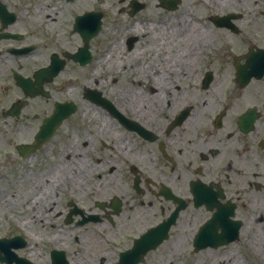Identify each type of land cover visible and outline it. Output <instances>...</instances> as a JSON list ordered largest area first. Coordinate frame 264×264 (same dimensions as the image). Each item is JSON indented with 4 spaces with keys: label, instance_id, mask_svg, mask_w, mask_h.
Masks as SVG:
<instances>
[{
    "label": "flooded vegetation",
    "instance_id": "1",
    "mask_svg": "<svg viewBox=\"0 0 264 264\" xmlns=\"http://www.w3.org/2000/svg\"><path fill=\"white\" fill-rule=\"evenodd\" d=\"M82 1L92 7L90 1L98 4L106 0ZM77 2L30 0L25 5L23 0H0V137L17 127L21 128L15 133L28 137L33 130L30 142L23 140L15 145L17 155L24 158L20 145L38 147L30 156L44 153L50 142L38 145V134L54 115L57 104L68 102L57 100L60 94L71 93L73 98L72 89L77 87L73 81H81L83 101L105 112L109 123L106 128L114 133L109 149L113 157H96L95 161L99 166L105 164L103 173L108 178H116L117 171L127 188H118L110 179L103 183L102 176L97 175L94 199L68 198L61 211L55 210L53 201H43L39 210L64 217L63 224L75 230L105 227L104 240L111 242L105 251L96 253L99 245L89 244L98 247L91 253L101 255L102 264H201L206 258L200 256L205 253L220 256L216 261L228 258L232 264H241L230 253L243 244L246 264H264V40L256 36L264 30L244 28L241 12L224 20L211 17L208 21L214 28L232 37L243 36V48L232 51L234 46L225 43L216 49L214 41L215 47L204 53H181L184 48L176 39L162 58L155 52L137 68L129 67L135 76L129 79L139 87L120 89V98L123 101L129 96L138 107H121L102 91L103 99L115 108L112 112L109 105L105 108L86 97V91L94 88L86 85L85 76L77 80L66 75L68 61L73 60L65 59L62 72L50 76L53 58L64 59L68 52L77 50L59 48L62 53L50 54L44 64L38 63L40 58L37 63H20L42 55V49L51 43L48 36L38 40L30 26L50 35L53 30L48 28L49 22L56 24L63 13L71 14L70 31L82 39L75 28L78 16L72 18L84 11L78 10ZM120 2L128 5L119 12L131 18L148 9L145 0ZM134 2L145 7L133 11ZM178 2L174 11L182 8V0ZM66 5L74 8L63 12ZM90 12L99 16V12ZM51 16L53 20H49ZM136 42L137 38L127 46L132 50ZM195 44L202 48L201 43ZM152 51L148 47L146 53ZM60 78L66 79L62 88L58 87ZM73 100L78 109L71 117L78 116L82 107ZM84 113L86 117V109ZM9 120L13 124L8 130ZM100 146L104 149L107 144ZM48 198L45 196V200ZM69 216L72 224L66 223ZM63 224L59 227H65ZM173 247L178 252L172 258ZM220 251L226 254L218 255ZM70 255L68 263L74 264ZM23 258L26 264H37ZM48 264H52L50 259Z\"/></svg>",
    "mask_w": 264,
    "mask_h": 264
},
{
    "label": "rangeland",
    "instance_id": "2",
    "mask_svg": "<svg viewBox=\"0 0 264 264\" xmlns=\"http://www.w3.org/2000/svg\"><path fill=\"white\" fill-rule=\"evenodd\" d=\"M29 1L30 0H23V4L26 5ZM145 1L148 4V9L137 18H131L129 15H124V13L121 14L119 12L122 7H127L128 5L125 2H120V0H106L98 4L90 1L92 7H89L88 4H82L81 2L78 5V10L84 11L77 12L72 18H77V16L92 11V9L86 10V7L94 8L96 11L103 6L110 7L112 12L109 13V15H104L103 29L92 42L95 55L97 53V57H100L103 52L107 51V47L115 42L116 50L134 51L135 59L138 58L137 62L133 65L134 68L148 61L155 52L156 56L162 58L165 55V49L173 44L170 35L165 32H160L161 29L158 28L159 24H157V22L161 24H163L165 20L170 22L171 19L181 17L182 11L189 8L191 12H193L194 18L196 17L197 20L200 19L204 23L202 26L212 31L211 35L214 36V41L217 43L216 49L225 43H229L234 46L233 48L235 50L232 49V51L238 52V49H242L243 45L246 44L243 36L232 37L229 36V32H221L218 28H214L208 19L219 13L202 6L196 0H182V8L173 13L161 9L158 0ZM43 3L48 5L49 2L41 1V4ZM227 6L244 15V28L252 31V29L257 30L261 27V29L264 30V0H242L239 2V5L235 6V4H232ZM70 16L71 14L68 15L67 13L60 15V20L56 24L55 30L50 32V35L47 33L42 34L37 30L34 31L32 26H30L29 30L38 37V40L45 39L48 36L51 43L46 44L45 48L42 49V51H44L40 52L42 55L39 54L36 58L29 60L30 62L22 61L20 63H37L35 61L39 58L41 60L38 63H47L50 54L57 52L62 53L59 49L60 46H64L66 50H78L77 48L81 45L82 41L79 36L70 33V26L72 25V23L70 24ZM224 16L226 15L220 17ZM42 18L44 19L45 16H42ZM135 22L137 23L135 24ZM133 25H135L136 28L137 26L141 27L143 32L141 34H126V30L130 29ZM152 33L157 35L156 39L150 38ZM256 36L260 38L258 40H264V33ZM131 38H137V42L134 44L132 50L127 46ZM76 39H79L78 43L74 42ZM201 44L205 45L203 43ZM259 44L263 45V43ZM148 47L153 49L151 54L146 53ZM182 47L184 49L181 53H187V46L182 45ZM205 47H207L206 51H208L213 49L215 44L213 42L207 43ZM113 53L116 54L115 52ZM100 59V67L97 69L96 74H93L90 70L92 64L85 68H81L74 64L73 61H68L65 73L66 75L68 74L70 78H77V80L80 78V75L85 76L88 87L103 91L107 98L117 102L121 107H127V103L131 104L132 108H134V106L138 107V105L135 104L136 100H131L129 96L123 99V101L120 98L121 90L130 91L129 88L134 89L139 87L137 84L132 85L129 76L126 75H132L133 71L130 69L128 72H125V74L122 70V72L115 73L110 66L114 63L117 66L120 60L112 58L111 61L106 63V60H103L102 57H100ZM115 79L118 81L116 82ZM73 82L77 84V87L72 89L73 98H75L77 103L82 105V111L84 112L86 109L87 113L82 123L78 122L79 120L76 119V115L68 119L62 124L57 133V138L49 143L46 151L44 153H39L41 155L30 156L28 159L21 158L17 155L15 145L23 140L30 142V133L33 130L29 132L28 137L25 133H15V129L21 128L17 127L8 134L2 133L0 140V239L20 235L27 241L26 233L24 234L17 229V225L14 223L15 220L17 221L19 219L21 224L24 225V229L27 227L28 231L33 235L35 234L38 239L33 242L34 245L29 242L26 249L18 251L17 253L21 257H28L32 261H36L37 264H48L50 258L49 250L52 246L51 241L55 239L61 242L59 244L61 248L68 247L69 254L71 253L70 258L73 255L74 264H96V262L102 264V262L99 261L102 259L101 255L98 256L96 253L104 252L105 247L111 243L104 240L105 227H101L97 230L95 227L89 226L87 229L71 230L70 227L63 224L64 217L57 218L55 214L46 215V212L39 210L40 204H42L43 201H48V203L53 201L55 210L61 211V207L65 208L69 200L68 198L79 199L86 196L94 199V195L98 190L96 187L98 181L97 175L102 176L103 183H107L106 180L110 179L116 182L118 188H127L123 179L118 178L116 174L117 171L114 173L115 176H117L116 178H108V175L104 174L105 164H102V166L97 165L95 161L96 157L101 159H104L105 156L113 157L109 149L110 146L113 145L111 141L114 133L113 131L109 132L110 128L107 129L103 122L105 119L103 114H105V112H102L101 109L96 107H90L89 103L83 101L81 81ZM65 83L66 79L60 78L58 87L62 88L63 85H66ZM62 92L64 91L62 90ZM66 99L64 94H60L57 98L59 101H64ZM126 107L125 109L128 111ZM50 110L51 106L47 108V112ZM106 123H108V120ZM12 124L13 123L9 120L8 130L11 128ZM65 130H67V135L64 134ZM101 141H105L107 144V147H104V149L100 146ZM66 144L72 149L69 157L66 154ZM115 159L118 160L116 157ZM111 165H113V163ZM120 168H122V166L118 169ZM70 169H74L71 175L72 180L69 178ZM45 196L49 197L48 200H45ZM60 224H63L65 227H59ZM77 239L79 240L77 241ZM91 242L99 245V248L92 245H90V248L89 244ZM242 246L245 247L244 244ZM241 247L238 245L230 254L236 256L241 264H246L247 257H245ZM95 249H97V252L92 254L91 252L95 251ZM177 252L178 250L174 247L170 248V257L172 255L173 258L174 255H177ZM29 254L32 256H29ZM217 254L224 256L226 253L220 251V253ZM246 255L249 256L252 254L246 251ZM263 255L264 254H262L261 257H263ZM200 257L206 258L205 260L202 259L201 264H211V262L220 258V256H214V254L208 253Z\"/></svg>",
    "mask_w": 264,
    "mask_h": 264
},
{
    "label": "bare ground",
    "instance_id": "3",
    "mask_svg": "<svg viewBox=\"0 0 264 264\" xmlns=\"http://www.w3.org/2000/svg\"><path fill=\"white\" fill-rule=\"evenodd\" d=\"M80 2L77 3H81V0H79ZM206 1V0H205ZM212 1V2H211ZM239 0H210V7L211 10L217 11V13H219L220 15H224L226 12H232L235 10L230 9V7H228L227 5H232V4H236V2ZM76 3V4H77ZM83 3V1H82ZM74 4V5H76ZM74 5H66L63 6V12L64 11H70L72 10L74 7ZM54 16H51L49 18V20H53ZM173 20V21H172ZM196 19L194 18V14L193 12H191L190 8L189 9H185L182 11V15L181 17H177L174 19H171L170 22L168 21H164L163 24L158 23V28H160V32H165L168 35H170V37L172 38V40H176V38L179 39V41L177 42L178 44L181 45H186L188 52H192V53H196V52H205L207 50L206 47H204L205 45H202V48L200 49L199 47H195V43H212L214 42V36L211 35L212 31L209 29H206L205 26H202L201 24L195 23L198 21H195ZM58 23V22H57ZM56 23V24H57ZM137 22H135L136 24ZM56 24L53 21L49 22V29H52L53 31L56 28ZM136 29V30H135ZM143 32V30H141V27L137 26V28L135 27V25H133L130 29L126 30V34L131 35L132 33H136V34H141ZM163 35V34H162ZM153 36V38H152ZM157 35H154L153 33L150 35L151 39H156ZM79 39L74 40L75 43H78ZM185 41V43H184ZM115 42L112 43L110 45V49L106 55V57L103 58V60H106V63L111 61L112 58H115V60H120V63L116 66V64H112V66H110V68L112 67L113 72L118 73L121 70L125 72H128L129 67H133V65L135 64V62H137V59H135L134 57V52L132 51H125V50H116L117 48L115 47ZM200 50V51H199ZM113 52H115L116 54H114ZM125 53V54H124ZM100 62L98 64H96L93 68V74H95V72L97 71L96 69H98L100 66ZM121 71V72H122ZM130 79L133 80V78L135 77L134 75H129ZM118 80H116L117 82ZM136 84H139L138 82H136ZM140 97H145L140 95ZM129 109L132 110L131 108V104H127ZM104 123L106 122V119H104L103 121ZM107 125V123H105ZM64 134L67 135V130L64 131ZM74 143V142H73ZM66 154L69 157L72 149L70 148V146H68V144H66ZM65 153V152H64ZM70 174H69V178H71L72 180V173L74 172V169H70ZM71 182V181H70ZM60 242L58 240L54 241V245L56 246L57 244H59ZM211 264H232V261H230L228 258L227 259H221L219 261H216V263H211Z\"/></svg>",
    "mask_w": 264,
    "mask_h": 264
},
{
    "label": "water",
    "instance_id": "4",
    "mask_svg": "<svg viewBox=\"0 0 264 264\" xmlns=\"http://www.w3.org/2000/svg\"><path fill=\"white\" fill-rule=\"evenodd\" d=\"M62 118H63V116H62V114H60L59 115V120L62 119ZM47 134L50 135L49 132ZM0 251H4L5 252V255H6L3 258L0 257L1 262H3V261H7L8 262V256H10V255L7 253V244H6V241H0Z\"/></svg>",
    "mask_w": 264,
    "mask_h": 264
}]
</instances>
